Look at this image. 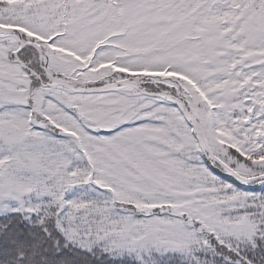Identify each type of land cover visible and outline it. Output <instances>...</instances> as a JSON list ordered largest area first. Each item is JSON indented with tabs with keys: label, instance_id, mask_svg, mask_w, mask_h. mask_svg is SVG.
Listing matches in <instances>:
<instances>
[{
	"label": "snow or ice",
	"instance_id": "1",
	"mask_svg": "<svg viewBox=\"0 0 264 264\" xmlns=\"http://www.w3.org/2000/svg\"><path fill=\"white\" fill-rule=\"evenodd\" d=\"M264 0H0V264H264Z\"/></svg>",
	"mask_w": 264,
	"mask_h": 264
},
{
	"label": "trees",
	"instance_id": "2",
	"mask_svg": "<svg viewBox=\"0 0 264 264\" xmlns=\"http://www.w3.org/2000/svg\"><path fill=\"white\" fill-rule=\"evenodd\" d=\"M253 187H254L255 190H257V191L264 190V188H261V186H259V185H256V186H251V185H250V186H247V187L245 186L246 189H251V188H253Z\"/></svg>",
	"mask_w": 264,
	"mask_h": 264
}]
</instances>
